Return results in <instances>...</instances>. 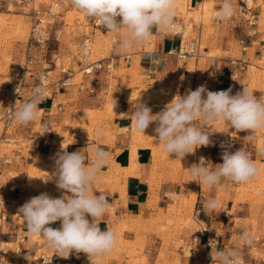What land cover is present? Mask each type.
I'll use <instances>...</instances> for the list:
<instances>
[{
	"label": "rangeland",
	"instance_id": "obj_1",
	"mask_svg": "<svg viewBox=\"0 0 264 264\" xmlns=\"http://www.w3.org/2000/svg\"><path fill=\"white\" fill-rule=\"evenodd\" d=\"M40 1L46 5L50 2V0ZM60 2L62 3L63 15L54 19L55 26L52 27L53 32L55 30L57 31L59 41L53 40L50 45V52L55 50V54H58L59 57V63H71L78 69L76 59L80 41L84 32L88 29L87 24L91 20L72 8L68 0H60ZM251 3L255 7L256 12L258 5L262 4L263 11L258 24L251 27L237 11L236 15L230 18V20H235L238 23L234 27L236 31L232 42L229 43L230 50L222 51L220 49H214L210 53H206L205 47L208 44L210 34L213 32L211 24L214 19V12L216 11L214 6L215 1L204 0L198 12L186 14V0H176V4L179 5L180 11L182 12L180 17L185 23L192 22L194 24L196 22L198 24L201 20L204 23L202 34L203 57L198 61L199 63L194 58L181 60V63L185 65H180V69L189 72V75L181 81L185 85L183 95L186 94L188 89L195 90L198 86L203 85L201 78H199L195 85L194 77L197 70L202 72L210 68L207 60L209 55L213 57L217 54H227L237 58L242 56V52L245 53L248 50L251 54V60L248 63L247 70L243 74L247 75L251 84V90L257 87L264 88V71L260 70L259 67L257 68V65L264 64V59L262 61L254 59L255 47L251 49L247 48L246 51L242 50L243 44L241 40H244L246 42L245 44L249 46L251 37L255 34V28L259 27V31L264 32V2L263 0H251ZM206 4L207 9L204 6ZM238 4L239 1L235 5L237 9ZM0 18V97H6L8 86L13 81L11 71L13 63L21 62L24 57L30 34V21L26 15L21 13L19 8L14 12H8L4 5L0 7ZM117 19L119 20L120 18L118 17ZM123 31V29L119 33H102L97 31L95 35L92 59H101L104 67L107 64H111V66L109 73L103 69L91 77L96 88L94 94L86 91L81 92L76 86L72 87L66 93H59L55 98V103L62 102L64 104V110L57 112L55 106L50 109V102L45 105H39V108L45 107L46 109L39 111L38 117L30 126L31 129L29 131L26 129L21 131L16 130L11 134L3 135L2 126H0V197L4 200L3 207L9 215L16 214L18 211L17 202L10 201L5 196L9 183L11 182L21 180L24 182L25 188L32 191V193L39 191L40 193L46 192L50 196L54 195L58 189L54 179L47 182L46 180L55 171V154L60 151L61 142L67 143L66 147H69V143L76 142L79 138L99 140L101 138L106 139L108 137L107 135H109L115 141L116 136L119 134L132 136L131 158H134L137 156V142H145L147 140L157 141L154 132L156 125L154 123L144 133L136 131L134 122L131 130L119 127L118 116L126 115L120 107L125 108V105L122 104L128 103L135 107V102L137 101L146 102L152 108L153 115H155L176 95L180 94L178 91L174 93L169 89L173 87L174 81L171 84H168L167 81L158 84L157 80L152 79L155 76L148 74L142 68L140 58L136 55L139 50L137 47L128 52L122 50L114 52V49L119 46L118 41L123 36ZM191 35L194 37L197 35V32L193 29ZM114 37L116 38L115 41L113 39ZM147 42L145 43V47L146 50H149L150 48ZM126 55H131V61H125L124 57ZM80 80H82V73H78L76 77L77 82ZM209 86L207 89H212ZM212 91L215 90L212 89ZM262 95L264 94L255 96L260 99ZM45 113L48 116H45ZM45 121L50 123L49 136L38 144H32L29 133L37 134L41 123ZM220 125L222 126L223 123L217 121L206 128V131L210 133V140L217 142L218 145L222 135ZM57 130H64L67 133V141L66 139L64 141L65 137L59 139ZM101 132L103 135L98 136V133ZM262 132L264 130L256 132L259 135L258 148L260 151L264 150V137ZM156 147L157 145L154 148L155 154H157ZM210 148L211 146H202L199 148V151L210 158L212 167H214L216 164L214 151L220 153L222 149L220 145L215 150ZM196 152L195 150L193 154H188L183 160L177 161V165L183 171L181 191H178V193H169L170 202L172 203L169 204L166 214L162 211L159 216L152 217L151 221L153 222L151 224H142L137 221L132 222L131 225L126 221L118 224L115 231L118 235L117 246L119 249L121 248L122 250L123 247L129 245L122 238L125 230H134L139 233L147 231L159 233L162 237V248L160 255L157 256V264L169 262L168 258L172 259L170 264H212L211 252H208L206 246L203 245L205 243L204 238L201 243H198L196 251L191 255L185 254L180 248L182 240L190 241L193 236L198 235V230L201 225L207 227V224L202 220V213L200 216L196 215L195 207L199 204V189L202 188L204 192H211L212 189L194 181L188 171L192 164L198 163ZM254 163L260 170L259 178L251 180L248 183L239 184L235 188L236 195L234 197L235 203L242 201L250 204V218H247L242 224L245 227L243 231L248 232L252 238H260L257 243L252 244L249 248L241 245L239 243L240 234L236 235L235 239L238 241L237 248L245 264L249 263L248 257H251L252 254L256 258H264V223H259L257 218L260 214L264 216V207H262L264 206V165L257 162ZM124 169L128 172V168ZM218 186L219 192L217 199L222 198L225 194L229 197L228 191H225L226 188L222 185L220 186V184ZM32 197L33 195L30 198ZM235 209L236 205L231 210V216L235 215ZM89 219L91 218L89 217ZM235 220L239 223L238 218ZM237 226L239 225L237 224ZM4 230L10 232L8 224L4 227ZM216 230H212L209 239H217V235L221 233L222 229L218 227ZM15 245L14 243L7 244L8 247ZM145 246V243L141 245V249H144ZM217 247L221 249V243ZM213 252H215V249ZM137 253L136 251L135 255H127L129 262L132 264H147L149 257L146 255L138 256L136 255ZM165 253L168 254L167 257ZM115 257L118 260L123 259L119 255Z\"/></svg>",
	"mask_w": 264,
	"mask_h": 264
},
{
	"label": "clouds",
	"instance_id": "obj_2",
	"mask_svg": "<svg viewBox=\"0 0 264 264\" xmlns=\"http://www.w3.org/2000/svg\"><path fill=\"white\" fill-rule=\"evenodd\" d=\"M68 2L72 8L94 21L96 26L106 28L107 33H119L123 29L118 43L125 52L149 41L153 28L169 34L181 30L175 20L176 0ZM56 7L59 10V5ZM237 11L232 0H223L214 17L220 21L228 20ZM88 47L82 53L85 58ZM16 92L19 94L18 88ZM46 95L45 86L35 87L28 100L19 106H12V119L23 126L34 123L39 114V104ZM217 121L230 125L238 132H248L246 139L251 140L253 133L264 130V99H257L254 92L245 86L233 95L231 87L210 91L206 85H200L195 90L188 89L183 96L176 95L155 115L146 102H135L133 111L136 131L144 133L154 123V132L162 151L168 157L174 154L173 160L179 161L202 146L212 145L206 128ZM102 135V132L98 133V136ZM67 147L62 144L61 150L55 154V171L46 182L54 179L59 190L71 195L53 198L44 192L30 198L18 211L24 219L29 237L42 238L45 246L56 255L67 258L73 252L84 253L91 264H98L100 258L110 255L117 247L115 229L101 230L99 227L101 218L110 211L111 205L105 195L94 191V181L108 164L110 154L97 147L93 150L91 162H88L82 150L69 153ZM220 147L224 149L221 154L223 163L209 167L202 157L199 163L191 165L188 171L194 181L213 189L221 182L244 184L259 178L260 170L247 151L238 149L231 152L228 150L231 145L226 146L223 142ZM204 209L206 213L218 211L220 202L209 199ZM57 221L61 222L58 229L49 226ZM208 243L212 249V264H244L237 249H218L214 239ZM239 243L251 245L252 237L248 232H243L239 236ZM2 261L3 258H0V264Z\"/></svg>",
	"mask_w": 264,
	"mask_h": 264
},
{
	"label": "crops",
	"instance_id": "obj_3",
	"mask_svg": "<svg viewBox=\"0 0 264 264\" xmlns=\"http://www.w3.org/2000/svg\"><path fill=\"white\" fill-rule=\"evenodd\" d=\"M203 1L204 0H186V14L198 12ZM214 1V6L217 10L223 3V0ZM238 1L239 0H232L233 5L235 6ZM2 5L3 0H0V7ZM261 5L262 4H259L257 9L258 22L263 11ZM175 11L177 13L175 19L184 21L180 17L182 12L178 4L175 6ZM236 24L238 23H236L235 20L228 19L220 21L214 17L211 24L213 32L210 34L205 52L210 53L214 49H220L222 51L230 50L229 43L232 42L235 35L236 29L234 27ZM258 28L254 30L255 36L253 35L251 37L248 49L255 47L256 50L253 57L254 59H258V61H262L264 59V32L259 31ZM203 29L204 23L202 20L198 24H196V22L194 23V31L197 32L195 37L200 40L201 44ZM147 43L150 48L149 50H146L145 43L137 47L139 50L136 55L140 58L142 68L145 69L148 74L155 76L152 77V79L157 80L158 84L163 81H167L168 84H171V82L174 81L173 87L169 88L171 89L170 91L174 93L178 91L182 96L184 94L185 85L181 81L189 75V72L185 70L182 71L180 65L185 64L181 63L180 59L170 55L168 52L172 47L178 45L179 39L162 33L159 28H153L152 36ZM114 50V52H119L121 48L118 46ZM51 54L58 56V54H55L54 50ZM207 58L210 68L202 72L199 70L195 72V85L199 78H201L203 85L208 87L210 84L209 88L215 91L227 90L231 87L232 94L234 95L236 92L242 91L244 86L250 89V81L247 75L243 74L244 72L235 80L231 77L234 68L238 67V65H233L232 61L239 58L249 61L250 63L251 54L249 50L245 53L242 52V56L237 58L227 54H217L213 57L209 55ZM258 67L260 70L264 71V64L257 65V68ZM212 89H210V91H212ZM252 91L255 95L264 94L263 87L253 88ZM122 105H125V108H120L123 109L126 115L118 116L119 127L131 130L133 126L134 106L129 103ZM221 128L222 135L219 140V145L222 142L225 143L226 146L231 145V147L228 148L231 152L243 149L250 154L253 162L264 165V150L260 151L258 148V134L253 133L252 139L249 140L246 139V136L249 135L248 132H238L232 129L230 125L224 123ZM262 135L264 137V132H262ZM131 137L119 134L116 136L114 143L111 144L107 143L105 139L102 138L99 140L79 138L76 142L73 141L69 143L70 149L68 147V152L71 153L82 150L88 157V162H91L93 150L97 147L103 148L110 154L108 164L101 169L97 179L94 181L95 193L105 195L111 205L110 211L101 218L99 224L101 230H105L106 228L115 229L118 224L125 221L129 225L134 221L141 222L142 224H151V222H153L151 221L152 217L159 216L162 211L166 214L169 204L172 203L170 202L169 193H178V191H181L183 171H181L180 166L177 165L178 160H173L175 159L174 154L168 157L162 151V146L159 145L157 141L147 140L145 142H137L138 171L136 173L125 171L124 168H129L131 165V149L133 145ZM155 145H157V154L154 153ZM223 150L224 149H222V151ZM214 152L216 164L223 163L221 158L222 152ZM221 185L226 188L225 191H228L229 197L225 194L222 198L217 199L219 186L213 188L211 192H204L201 188L199 189L198 205L202 208V220L208 226L206 235L209 236L212 230L215 231L216 228L220 227L222 231L218 233L217 236L222 245L221 249L238 250V241L235 237L236 235L242 234L244 232L243 230H245L242 224L247 218H250V204L242 201L235 203V188H237L239 184L227 181L221 182L220 186ZM39 194H41L39 191L32 193V191L25 188L23 181L17 180L9 183L5 196L10 201H16L19 209L27 202L28 198L32 195L34 197ZM65 194L71 195L70 193H65L57 189L51 197L58 198ZM209 199H216L220 202V209L218 211L211 213L205 212L204 204ZM235 205V215L231 216V210ZM236 218L239 219V223L235 220ZM257 218L259 223H264V216L260 214ZM60 223V221H57L49 226L58 229ZM237 224L239 226H237ZM8 225L10 228L9 239L14 241L17 234H24L26 236L25 240L19 245L18 250H11L9 264H91L87 255L84 253L76 254L73 252L67 258H64L56 255L53 250L48 249L42 238L29 237L24 219L21 214H19V211H17L16 214L13 213L10 215V222ZM122 238L129 245L123 247L122 250L117 246L110 255L100 258L98 264H132L129 262L127 255H135L136 251L138 252L136 254L138 256L146 255L149 257L147 264H157V256L160 255V250L162 248V237L159 233L147 231L139 233L134 230H125L122 234ZM13 241L12 243H14ZM144 243L146 246L144 249H141V245ZM165 254L167 257L168 254ZM116 255L122 256L123 259L118 260V258L115 257ZM248 258L251 264H264V258H257L256 260L252 257ZM168 259L169 262H165L164 264L171 263L172 259Z\"/></svg>",
	"mask_w": 264,
	"mask_h": 264
},
{
	"label": "built area",
	"instance_id": "obj_4",
	"mask_svg": "<svg viewBox=\"0 0 264 264\" xmlns=\"http://www.w3.org/2000/svg\"><path fill=\"white\" fill-rule=\"evenodd\" d=\"M3 5L8 12H14L19 8L21 13L26 15L30 21V34L23 60L13 63L11 68L13 81L8 86L7 96L0 97V126H2V134L4 135L11 134L16 130L21 131L26 129L29 131L31 129L30 126L32 124L23 126L15 122L10 115V109L14 104L19 106L20 103L28 100L35 87L43 85L47 89V95L39 105H45L50 102V109L55 106L57 112H62L64 110V104L62 102L55 103V98L59 93H66L72 87L76 86L81 92L86 91L94 94L96 88L91 77L103 69L109 73L111 64H107L104 67L101 59H92L97 31L107 33L106 28L96 26L94 21H90L87 24L88 29L81 38L76 59L78 69L71 63H59V57L51 54V43L53 40L59 41L57 31H52V27L55 26L54 19L63 15L62 3L59 0H50L47 5L40 0H3ZM57 5H59V10H57ZM240 9H243V11H240ZM238 13L251 27L258 24V15L251 0H239ZM175 20L181 26V30L179 32L165 34L178 38L179 43L168 51L169 54L180 60H187L189 58H194L195 61L200 60L203 57L202 44L198 38L195 36L192 37L191 35L194 24L192 22L185 23L179 19ZM113 39L115 41L116 38L114 37ZM241 43L243 44L242 50L246 51L248 48L245 44L246 42L241 40ZM86 46L90 47H88V54L85 58L82 53ZM124 59L125 61H131L132 57L131 55H126ZM248 63V61L243 59L232 61V64L238 65V67L234 68L231 77H234V79L239 78L241 73L247 70ZM78 73H82V80L79 82L76 81ZM17 88L19 89V94L16 92ZM260 99H264V95ZM43 110H45V107H43ZM45 116H48V114L45 113ZM49 130L50 123L48 121L41 123L37 134L29 133L32 144H38L40 141L46 139L50 134ZM218 146L217 142L212 141L211 148L217 149ZM202 157L206 164L212 167L210 158L200 153L198 148L196 152L198 163ZM3 203L4 200L0 197V258H3L2 264H9L11 250H18L19 245L25 240L26 236L24 234H17L14 241L9 239L10 232L5 231L4 227L9 224L10 215L5 211ZM195 211L196 215L200 216L202 208L197 205ZM207 232L208 226L203 227L201 225L197 236H193L190 241L182 240L180 244L182 252L191 255L196 251L198 243H201L203 238L205 240L203 245L206 246L208 252H211L212 249L208 243L210 239L206 235ZM259 240V237L252 238V244L257 243ZM12 241L17 244L8 247L7 244H11ZM216 244L217 246L220 244L218 237ZM251 245L245 246L250 248ZM251 257L255 260L257 259L253 254ZM247 264L251 263L249 262Z\"/></svg>",
	"mask_w": 264,
	"mask_h": 264
},
{
	"label": "bare ground",
	"instance_id": "obj_5",
	"mask_svg": "<svg viewBox=\"0 0 264 264\" xmlns=\"http://www.w3.org/2000/svg\"><path fill=\"white\" fill-rule=\"evenodd\" d=\"M206 3H208V2H206ZM205 6V9H207L206 7H207V4L206 5H204ZM204 10V9H203ZM0 20H1V18H0ZM132 100V99H131ZM39 111H43V108H39ZM59 130V129H58ZM57 130V135H58V137H59V139H62V138H64V141H65V139H66V141H67V137H66V135H67V133L63 130H60V131H58ZM67 131V130H66ZM108 137L105 139V141L107 142V143H109V144H111V143H114V138H112L111 136H109V135H107ZM69 140V139H68ZM6 142H8V141H6ZM61 142V141H60ZM64 145V146H66V144L67 143H63V142H61V145ZM60 145V146H61ZM59 148V147H58ZM59 150H61V147H60V149ZM138 167H139V163H138V160H137V156H135L134 158H131V165H130V167L128 168V172H133V173H136L137 171H138ZM32 183V182H31Z\"/></svg>",
	"mask_w": 264,
	"mask_h": 264
}]
</instances>
